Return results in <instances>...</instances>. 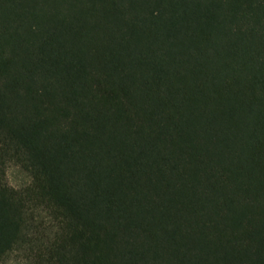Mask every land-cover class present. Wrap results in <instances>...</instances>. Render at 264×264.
I'll return each instance as SVG.
<instances>
[{"label": "trees", "instance_id": "16d2710c", "mask_svg": "<svg viewBox=\"0 0 264 264\" xmlns=\"http://www.w3.org/2000/svg\"><path fill=\"white\" fill-rule=\"evenodd\" d=\"M10 260L264 264V0H0Z\"/></svg>", "mask_w": 264, "mask_h": 264}, {"label": "rangeland", "instance_id": "374dc122", "mask_svg": "<svg viewBox=\"0 0 264 264\" xmlns=\"http://www.w3.org/2000/svg\"><path fill=\"white\" fill-rule=\"evenodd\" d=\"M8 181L15 187H21L30 182V176L22 168L15 164H11L7 171ZM6 264H28L21 260H10Z\"/></svg>", "mask_w": 264, "mask_h": 264}]
</instances>
